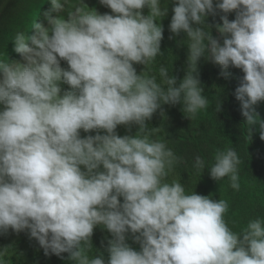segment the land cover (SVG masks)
Returning <instances> with one entry per match:
<instances>
[{
  "label": "clouds",
  "instance_id": "clouds-1",
  "mask_svg": "<svg viewBox=\"0 0 264 264\" xmlns=\"http://www.w3.org/2000/svg\"><path fill=\"white\" fill-rule=\"evenodd\" d=\"M69 2L51 0L47 26L35 22L33 35L16 34L13 50L22 62L0 60V233L28 230L45 255L68 253L74 264H264V219L233 232L224 219L227 201L165 182L179 158L146 134V121L164 104H182L189 119L207 108L197 72L204 56L226 77L230 66L242 69L235 98L250 134L258 127L264 140L255 107L264 101V0L216 3L225 14L236 12L232 21L220 17L222 44L203 27L213 0H178L169 29L186 34L196 74L186 72L177 86L161 66L166 87L134 67L163 54L157 18L168 10L161 0H99L112 14L86 10L79 0L63 18ZM132 124L145 134H117L118 125ZM81 130L96 135L82 138ZM214 159L211 178L227 177L239 190L236 150ZM194 166L205 162L197 156ZM97 226L112 236L107 262L102 253L88 255ZM129 232L139 251L126 242Z\"/></svg>",
  "mask_w": 264,
  "mask_h": 264
},
{
  "label": "trees",
  "instance_id": "trees-1",
  "mask_svg": "<svg viewBox=\"0 0 264 264\" xmlns=\"http://www.w3.org/2000/svg\"><path fill=\"white\" fill-rule=\"evenodd\" d=\"M49 0H21L19 7L15 11L6 10L4 19L0 20V60L8 59L22 62L20 54L14 49V37L19 32H25L28 36L34 34L33 24L38 18L39 12L48 4ZM178 0H161V8L177 5ZM219 0H213L214 9ZM112 14L111 9L106 7L102 14ZM144 15L149 14V9L142 10ZM227 15L229 21L236 17V12L223 13L215 9L213 13H208L204 25L206 31L211 32L221 44L223 36L217 30V25L222 26L221 16ZM162 17L157 18V22L162 24ZM10 20V21H9ZM14 21L11 27V21ZM195 25V24H193ZM170 38L172 36H169ZM11 39V40H10ZM12 41V43L10 42ZM188 39L180 49L171 41L161 40L162 55H157L154 61L145 66L134 64L137 74L143 72L147 77H155L158 83L163 85V78L159 74L161 66L168 69L169 76H174L179 82L184 78L186 72L196 73L188 65ZM207 43V41H205ZM207 58V57H206ZM202 56L197 64L198 79L200 80L203 93L208 106L202 109L193 119H189L188 113L183 112V105L164 104L146 121V134L151 140H159L170 148L179 159L177 165V175L180 182L186 189L187 194L194 191L202 196H210L213 200L227 201L229 208L224 215V219L229 228L236 233H240L246 228L250 220L257 218L264 219V140L260 139L258 127L254 128L252 135L249 126L245 124V117L241 112L240 102L235 98V89L239 86L244 73L242 69L230 66L226 71L229 75H222L220 65L211 59ZM61 66L68 68L67 62L61 60ZM166 87V85H163ZM62 89H68V85H61ZM259 116L264 120V101L256 106ZM3 106L0 105V110ZM219 108V111H217ZM126 129L134 135H143L138 130V125L130 126L118 125L117 130ZM101 135L105 134L103 131ZM81 137L96 135L95 131L85 133L80 131ZM234 148L241 160L239 170V190L230 186V180L225 177L220 181L211 178L209 168L215 163L217 152ZM201 157L205 162L204 169H197L195 165L196 157ZM123 203V198H120ZM1 236V233H0ZM126 242L135 250H140V244L133 240L132 234H126ZM112 239L111 233L101 226L94 228L92 235V248L88 250L90 258L99 256L101 253L107 262L108 241ZM30 240L25 236L15 238L6 243L10 256H3L6 264H74L68 259V253H62L60 257L55 254L45 255L44 249L34 238ZM5 242L0 240V246Z\"/></svg>",
  "mask_w": 264,
  "mask_h": 264
},
{
  "label": "rangeland",
  "instance_id": "rangeland-1",
  "mask_svg": "<svg viewBox=\"0 0 264 264\" xmlns=\"http://www.w3.org/2000/svg\"><path fill=\"white\" fill-rule=\"evenodd\" d=\"M19 2L21 0H0V20L2 21L4 19V16L6 14V10L9 11H15L19 7ZM63 2V0H61ZM83 5L86 10H92L95 9L98 13L102 14L106 11V6L100 4L99 0H83ZM79 4V0H70L68 4L65 5V10L63 13H61V16L63 18H67V15L70 11L74 10V7ZM90 9H88V8ZM175 6L173 4H170L168 7V11L165 17H162L161 24L163 28V39L166 41H171L173 44L177 46L178 49L181 48V46L184 44L185 39H187L186 34L184 32H181L179 35L173 34L170 29L169 25L171 22V18L174 15L173 8ZM52 5L51 0H49L48 4L39 12L38 18L36 19V23L44 24V26H47V21L45 20L44 13L51 11ZM53 16L56 15L55 12L52 13ZM10 21V20H9ZM14 21H11V27L13 26ZM193 27H196V25H193ZM169 36H172L171 38ZM11 40V39H10ZM12 43V41H10ZM119 136L129 135V136H135L133 133L126 129H120L116 131ZM177 165L174 164L172 170L169 172L168 176L165 178V182L172 183L173 181L180 182L177 172ZM25 236L26 238H29L30 240H33L35 242L34 238H31L29 235L28 230L16 233L12 229H9L7 233H1L0 240H3L5 243L0 246V252L4 253V256H10V252L8 251L7 244L8 242L14 240L15 238ZM27 264V263H26ZM28 264H32L31 261Z\"/></svg>",
  "mask_w": 264,
  "mask_h": 264
}]
</instances>
